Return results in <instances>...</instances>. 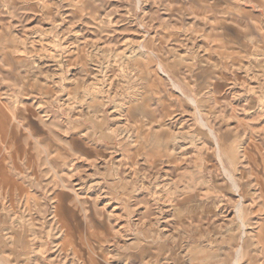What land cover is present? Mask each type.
<instances>
[{
  "label": "rangeland",
  "instance_id": "rangeland-1",
  "mask_svg": "<svg viewBox=\"0 0 264 264\" xmlns=\"http://www.w3.org/2000/svg\"><path fill=\"white\" fill-rule=\"evenodd\" d=\"M0 264H264V0H0Z\"/></svg>",
  "mask_w": 264,
  "mask_h": 264
},
{
  "label": "bare ground",
  "instance_id": "bare-ground-1",
  "mask_svg": "<svg viewBox=\"0 0 264 264\" xmlns=\"http://www.w3.org/2000/svg\"><path fill=\"white\" fill-rule=\"evenodd\" d=\"M238 254H240V251H238Z\"/></svg>",
  "mask_w": 264,
  "mask_h": 264
}]
</instances>
